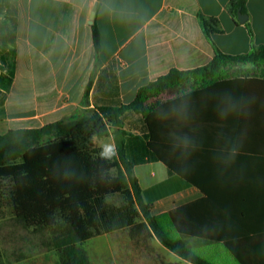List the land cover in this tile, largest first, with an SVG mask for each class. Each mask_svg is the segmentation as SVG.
Here are the masks:
<instances>
[{
	"label": "crops",
	"instance_id": "0c3cea01",
	"mask_svg": "<svg viewBox=\"0 0 264 264\" xmlns=\"http://www.w3.org/2000/svg\"><path fill=\"white\" fill-rule=\"evenodd\" d=\"M229 1L0 0V76L11 79L0 80V134L127 104L170 69L205 65L213 48L199 15L217 20L211 39L223 53L264 44V0L245 1L251 35ZM149 101L147 120L122 113L117 137L151 213L166 214L169 229L173 213L183 233L228 241L236 264H264V65H234L209 83L191 80ZM114 132L96 145L115 146Z\"/></svg>",
	"mask_w": 264,
	"mask_h": 264
},
{
	"label": "trees",
	"instance_id": "16d2710c",
	"mask_svg": "<svg viewBox=\"0 0 264 264\" xmlns=\"http://www.w3.org/2000/svg\"><path fill=\"white\" fill-rule=\"evenodd\" d=\"M246 0H230L227 10L237 21V12L246 14ZM202 30L212 45L213 57L203 66L189 70L170 69L141 86L134 99L117 106H99L88 114L47 123L41 127L8 129L0 134V204L7 206L25 228L58 230L52 240L59 264H90L82 247L87 239L126 229L130 239L155 237L168 251L190 264H215L195 253L182 236H194L207 242H221L236 258L228 241L202 234H186L181 219L169 214L153 215L151 204L144 202L134 176L132 163L124 154L121 115L126 110L140 113L147 120L150 99L166 90L193 81L209 83L223 76L234 65H264V44L251 45L239 54L221 52L211 34L220 31L211 17L198 16ZM251 31L247 20L243 22ZM95 55L99 50V32L91 25ZM11 79L1 75L0 80ZM114 129L116 155L103 158L102 146L95 139L108 136ZM156 157V155H153ZM117 196L118 204L109 202ZM180 211V209H179ZM0 264L3 263L0 249Z\"/></svg>",
	"mask_w": 264,
	"mask_h": 264
},
{
	"label": "rangeland",
	"instance_id": "374dc122",
	"mask_svg": "<svg viewBox=\"0 0 264 264\" xmlns=\"http://www.w3.org/2000/svg\"><path fill=\"white\" fill-rule=\"evenodd\" d=\"M240 73L250 75L252 68H243ZM109 202L118 204L113 196ZM171 237H179L170 231ZM58 230L32 231L14 217L10 209L0 204V249L4 264H59L57 250L52 238ZM90 264H188L179 260L164 248L155 237L130 239L126 229L91 237L82 243ZM201 257L216 264H236L219 243L190 244Z\"/></svg>",
	"mask_w": 264,
	"mask_h": 264
},
{
	"label": "clouds",
	"instance_id": "9594fccd",
	"mask_svg": "<svg viewBox=\"0 0 264 264\" xmlns=\"http://www.w3.org/2000/svg\"><path fill=\"white\" fill-rule=\"evenodd\" d=\"M100 155L105 159H111L112 157L116 155L115 146L109 143L103 144Z\"/></svg>",
	"mask_w": 264,
	"mask_h": 264
},
{
	"label": "water",
	"instance_id": "95a60500",
	"mask_svg": "<svg viewBox=\"0 0 264 264\" xmlns=\"http://www.w3.org/2000/svg\"><path fill=\"white\" fill-rule=\"evenodd\" d=\"M96 5H97V2L94 4L93 10H92L91 15H90V19H92V17H93V13H94V9H95ZM246 18H247L246 14L240 13L239 11L237 12V19L239 22L243 23L246 20Z\"/></svg>",
	"mask_w": 264,
	"mask_h": 264
}]
</instances>
